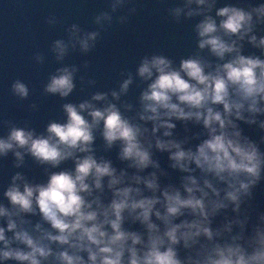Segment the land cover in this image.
<instances>
[{
    "label": "clouds",
    "instance_id": "obj_1",
    "mask_svg": "<svg viewBox=\"0 0 264 264\" xmlns=\"http://www.w3.org/2000/svg\"><path fill=\"white\" fill-rule=\"evenodd\" d=\"M143 10V0H105L91 30L72 23L51 42L60 66L42 95L66 101L60 119L42 131L29 119L0 120V161L11 157L16 170L0 185V264H264L255 204L264 184V2L173 0L165 19L191 23L194 48L178 59L147 53L114 87L90 91L91 62L66 61L88 57ZM44 24L63 21L50 14ZM77 83L86 98L71 102ZM10 92L18 102L32 94L21 79ZM39 110L28 104L30 115ZM29 160L42 179L25 171Z\"/></svg>",
    "mask_w": 264,
    "mask_h": 264
},
{
    "label": "water",
    "instance_id": "obj_2",
    "mask_svg": "<svg viewBox=\"0 0 264 264\" xmlns=\"http://www.w3.org/2000/svg\"><path fill=\"white\" fill-rule=\"evenodd\" d=\"M169 6H173V0H165L163 4L157 3V0H143L144 10L131 18L127 26L114 25L94 53L88 57L73 54L66 63L81 64L83 60H89L91 69L88 76L97 81L96 88L90 91H106L115 86L121 70H134L139 59L147 53L159 51L173 59L186 56L195 46L191 23L175 25L167 22L164 9ZM104 7L105 0H0V120L21 122L29 119L37 131H42L48 120L62 117L60 104L66 101L42 95L48 75L60 66L48 53L49 45L53 40L62 38L64 27L72 23L91 30L92 17ZM50 14L60 17L63 26L48 28L44 18ZM38 51L47 56L42 67L31 62L32 55ZM16 79L23 80L32 90L28 101L18 102L11 95L10 86ZM137 94L138 90L133 88L129 98L134 100ZM83 98L86 94L79 92L77 83V90L69 100L79 102ZM33 102L39 104L40 110L30 115L28 104ZM178 130L182 134L179 125ZM5 132L6 129L0 127V135ZM245 133L256 138L251 129L245 128ZM99 144L98 140L97 146ZM109 155L120 166L115 159V151ZM160 161L163 167H167L166 155L160 156ZM28 164L31 170L25 171L42 179L41 170L30 160ZM70 166V163L65 165ZM14 171L11 157L0 161V185H6ZM255 197V204L264 211V184L256 189Z\"/></svg>",
    "mask_w": 264,
    "mask_h": 264
}]
</instances>
